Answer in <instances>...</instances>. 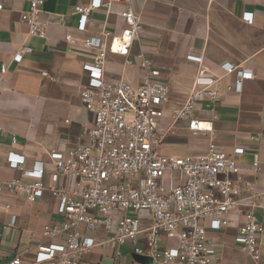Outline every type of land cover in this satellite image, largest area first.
<instances>
[{"label": "built area", "instance_id": "built-area-1", "mask_svg": "<svg viewBox=\"0 0 264 264\" xmlns=\"http://www.w3.org/2000/svg\"><path fill=\"white\" fill-rule=\"evenodd\" d=\"M133 1L92 0L89 6L75 7L79 30L86 29L91 9L112 4L123 6L125 27L119 33L103 30L83 44L96 52L95 61L83 65L87 86L81 91V100L94 114V124L85 132L88 141L52 150L50 164L38 161L32 167H26L25 154L9 151V166L21 175L0 180V197L4 193L23 194L35 202L50 190L62 219L44 225V240L32 262L15 255L3 264H80L95 246L108 242L117 248L130 245L136 254L147 253L153 264H214L215 241L208 231L233 224L238 225L236 241L247 255V264H264L260 246L264 224L256 214L264 210L262 161L257 157L252 163L255 180L251 181L245 178L239 161L245 153L243 146L227 151L209 141L199 154L162 151L164 139L175 134L182 123L192 136L213 135V122L218 117L217 79L200 72L182 106L167 115V84L144 52H136L145 72L139 84L105 77L108 53L129 54L140 38L143 19ZM30 3L21 20L30 36H46L47 28L40 18L45 0ZM243 19L253 23L254 13L244 12ZM67 39L74 42L71 36ZM31 50L25 45L14 54V60L21 61L24 52ZM225 68L235 74L240 90L245 79L254 77L234 64ZM49 78L56 80L54 75ZM199 102L205 103L206 117L195 113ZM207 121L210 128L203 125ZM9 207L5 203V208Z\"/></svg>", "mask_w": 264, "mask_h": 264}, {"label": "crops", "instance_id": "crops-1", "mask_svg": "<svg viewBox=\"0 0 264 264\" xmlns=\"http://www.w3.org/2000/svg\"><path fill=\"white\" fill-rule=\"evenodd\" d=\"M91 1L55 0L51 9L52 0H45L40 18L47 34L32 37L21 20L30 9V0H0V180L21 175L9 166V151L25 154L26 167H32L38 161L50 164L52 150L88 141L85 132L93 126L94 114L81 100L87 86L83 65L93 63L96 52L83 44L103 30L119 33L125 27L123 6L112 4L91 9L86 29L79 30L75 7L89 6ZM132 6L143 19L140 38L129 54L108 53L107 80L139 84L145 72L136 52H144L167 84L164 109L170 115L187 99L200 72L216 78L218 117L213 135L192 136L182 123L178 126L190 137L170 146L175 152L171 154L202 153L209 141L227 151L243 146L245 153L239 161L245 178L255 180L250 167L258 157L263 164L260 185H264V0H134ZM246 11L254 13L253 23L243 19ZM27 44L32 50L24 52L21 61L14 60V54ZM226 64L250 71L254 77L245 79L240 90ZM195 113L206 117L205 103L199 102ZM46 181L52 183L49 172ZM0 202V264L15 255L32 262L44 240V225L62 219L56 212V198L46 190L35 202L23 194L8 193L2 194ZM5 203L10 207L5 208ZM256 214L264 224V210ZM237 231V224L208 231L215 241L214 264H247V255L236 241ZM260 246L264 257V233ZM80 264H153V258L134 253L130 245L117 248L108 242L95 246Z\"/></svg>", "mask_w": 264, "mask_h": 264}, {"label": "rangeland", "instance_id": "rangeland-1", "mask_svg": "<svg viewBox=\"0 0 264 264\" xmlns=\"http://www.w3.org/2000/svg\"><path fill=\"white\" fill-rule=\"evenodd\" d=\"M190 135L186 133L183 127H177L176 133L168 135L162 145V151L168 154L175 153L174 148L170 147L176 144H182L188 141Z\"/></svg>", "mask_w": 264, "mask_h": 264}, {"label": "bare ground", "instance_id": "bare-ground-1", "mask_svg": "<svg viewBox=\"0 0 264 264\" xmlns=\"http://www.w3.org/2000/svg\"><path fill=\"white\" fill-rule=\"evenodd\" d=\"M203 125H204L205 127H207V128H210L211 123L207 121V122H205Z\"/></svg>", "mask_w": 264, "mask_h": 264}, {"label": "water", "instance_id": "water-1", "mask_svg": "<svg viewBox=\"0 0 264 264\" xmlns=\"http://www.w3.org/2000/svg\"><path fill=\"white\" fill-rule=\"evenodd\" d=\"M48 3H51V0H49ZM54 5H55V0H52V6H51L52 8H51V9H54V8H53Z\"/></svg>", "mask_w": 264, "mask_h": 264}]
</instances>
